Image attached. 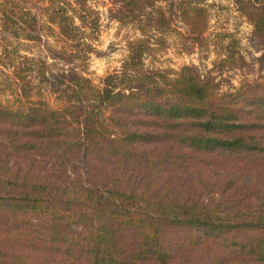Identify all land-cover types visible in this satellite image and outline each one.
I'll list each match as a JSON object with an SVG mask.
<instances>
[{
    "label": "trees",
    "instance_id": "obj_1",
    "mask_svg": "<svg viewBox=\"0 0 264 264\" xmlns=\"http://www.w3.org/2000/svg\"><path fill=\"white\" fill-rule=\"evenodd\" d=\"M41 1L0 0L1 28L54 37L64 65L0 53V264H264V81L226 95L144 64L170 33L203 45L205 0H109L136 35L99 85L82 74L91 0ZM233 3L264 50V0Z\"/></svg>",
    "mask_w": 264,
    "mask_h": 264
},
{
    "label": "rangeland",
    "instance_id": "obj_2",
    "mask_svg": "<svg viewBox=\"0 0 264 264\" xmlns=\"http://www.w3.org/2000/svg\"><path fill=\"white\" fill-rule=\"evenodd\" d=\"M24 2L32 11L37 12L42 1ZM90 5L98 12L99 23L97 33L91 40L93 50L86 57L82 74L95 85H99L107 74L119 69L126 55V42L136 33L111 18L112 4L109 0H91ZM205 5L208 10V23L203 45H193L190 51L183 50L182 46L187 44L184 38L170 33L163 47L151 51L145 57V67L163 71H179L184 66L194 67L201 79L213 81L218 93L226 95H234L247 82L255 84L264 81V50L261 41L255 37L251 24L238 11L233 0H205ZM172 28L185 34L186 27L177 18L172 20ZM222 35L227 37L222 38ZM53 38L48 39V45L44 37L36 43L16 40L0 25V53L5 42L12 43L11 49L15 48L19 56L42 58L45 61L47 58L48 64L62 68L64 65L58 61L53 62L47 51L49 45L56 47V40ZM230 38L234 41V50L238 55L226 60L224 55ZM48 96L45 97L49 104L56 106L53 97ZM1 98L7 99L6 96Z\"/></svg>",
    "mask_w": 264,
    "mask_h": 264
}]
</instances>
